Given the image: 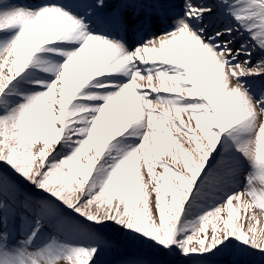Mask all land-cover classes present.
Returning a JSON list of instances; mask_svg holds the SVG:
<instances>
[{
  "label": "snow or ice",
  "instance_id": "1",
  "mask_svg": "<svg viewBox=\"0 0 264 264\" xmlns=\"http://www.w3.org/2000/svg\"><path fill=\"white\" fill-rule=\"evenodd\" d=\"M261 218L264 0H0V264H264Z\"/></svg>",
  "mask_w": 264,
  "mask_h": 264
},
{
  "label": "bare ground",
  "instance_id": "2",
  "mask_svg": "<svg viewBox=\"0 0 264 264\" xmlns=\"http://www.w3.org/2000/svg\"><path fill=\"white\" fill-rule=\"evenodd\" d=\"M159 171V169H158ZM259 227H264V218H261V224L259 225Z\"/></svg>",
  "mask_w": 264,
  "mask_h": 264
}]
</instances>
